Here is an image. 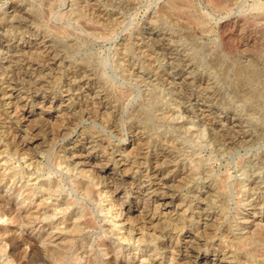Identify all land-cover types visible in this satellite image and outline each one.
<instances>
[{
    "label": "rangeland",
    "instance_id": "374dc122",
    "mask_svg": "<svg viewBox=\"0 0 264 264\" xmlns=\"http://www.w3.org/2000/svg\"><path fill=\"white\" fill-rule=\"evenodd\" d=\"M0 36V63L10 57L16 68H44L64 58L50 70L54 94L71 68L89 61L109 107L104 115L63 113L49 125L47 115L35 114L28 130L38 142L26 155L13 144L15 127L0 105V196L16 210L25 197L39 205L32 235L40 248L56 235L50 241L59 259L51 264H186L173 246L190 230L205 240L200 257L217 247L229 263L264 264L263 223H242L264 213V0H0ZM29 39L45 40L47 48L22 55L18 46ZM80 133L102 139L97 154L111 164L138 139L128 159L134 179L112 182L95 168L70 165L64 151ZM156 164L179 209L156 229L133 214L135 233L128 234L116 223L121 201L105 184L143 202L132 183L152 182ZM16 216L21 225L0 219V264L27 261L11 255L6 241L31 234L24 213Z\"/></svg>",
    "mask_w": 264,
    "mask_h": 264
},
{
    "label": "bare ground",
    "instance_id": "6f19581e",
    "mask_svg": "<svg viewBox=\"0 0 264 264\" xmlns=\"http://www.w3.org/2000/svg\"><path fill=\"white\" fill-rule=\"evenodd\" d=\"M16 14H19V13H15L14 15L12 14V16L14 17ZM22 17H23V15H22ZM25 19L28 20V18H25ZM26 27L28 28V26H26ZM11 32H12V30H11ZM0 38H1V36H0ZM21 39H25V38H21ZM46 43H47V41H45V40L39 41L37 39H32V40L29 39L23 43H20L17 51L19 53H21L22 55L28 54V53L31 54V52H33L34 50H39L42 47L47 48V46L45 45ZM7 44L3 45V47L7 48L8 47ZM14 44H15V42H14ZM51 50H52V48H51ZM41 51L42 50H40V52ZM7 54H8V51H7ZM30 54H28V55H30ZM41 54H42V52H41ZM57 55H59V54H57ZM3 56H4V54H3ZM4 58H5V56H4ZM37 58H39V57L37 56ZM9 59L10 60L5 59V61H3V62L1 61V63H0V105L5 106L6 113H7L8 117L11 119L12 127H13V125L15 127V135L13 136V138L11 137V139H13L12 141H13V144L16 145L15 147H17V151H21L23 154H26V155H31L29 152L34 150V148L36 147L35 144L38 142V138H37L36 134H33L34 129L32 128V129L28 130L29 129L28 123L31 121V119L33 118V116L35 114L38 116L43 115V114L47 115V122L49 125L50 122L57 121L63 113L67 114V117L69 119H71L72 116H74L77 113L81 114V116H91L90 114H91L92 110H93L94 114L100 113L102 115H104L105 113H107V111H109L108 105L106 103H104V101H105L104 100V98H105L104 97V91L99 89V86L97 85L98 82L96 81V78H95V70L90 66L89 61L84 62L85 65L83 67L77 66V67L71 68L70 72L67 73V76L65 78L66 80H65L64 88L59 93L54 94L53 93V87H52L53 77L51 76L50 70L52 67L54 68V67H57L58 65H60L63 62L64 58H57V57L51 58L50 61L47 63V67H44V68H42L40 65H38V63H33V62H31V63L26 62V63H24V65H22L21 68H19V66L16 68V67H13L11 65L13 58L11 59L9 57ZM25 59H23V60L25 61ZM33 61H34V59H33ZM84 61H86V60H84ZM16 63H17V61H16ZM44 63H46V62H44ZM13 65H14V63H13ZM99 77L100 76H98V78ZM183 79H184V77H183ZM184 80H186V79H184ZM170 83H171V81H170ZM56 84H58V83H56ZM106 96H107V94H106ZM83 104H85V108H83ZM201 109H202V107H201ZM186 112H187V110H186ZM5 119H6V117H5ZM69 119H67V120H69ZM102 120H104V119H102ZM71 121H73V120H71ZM7 135H8V132H7ZM84 135H82L81 133L79 135H74V139H73V142L71 143V146L69 148L65 149V151H64V157L66 156L69 159L70 165H72L75 169L79 168L81 170H83L85 167H89V168H93V169L95 168V169H97V173L99 174L98 177H100L101 179H104V180L113 179L112 182L113 181L124 182L126 180H130V179L133 180L134 179L132 177V171L133 170H131V168H128L129 167L128 166L129 165L128 159L131 156V154H133V151H135V149L137 148L135 146L136 145L135 142L138 139H136V141L131 140L128 143V146H126V148H121L120 150H118V152L115 156V160H114L113 164H111L109 162V160H104L103 156H99L97 154L96 149L99 146L103 147V145H104L102 139L94 138L93 136H87V135L84 136ZM3 143L4 142H2V144ZM126 149H127L128 153L124 152ZM35 150H34V152H35ZM136 151H138V150L136 149ZM161 154H162V152H161ZM133 156H134V154H133ZM36 157H37V155H36ZM160 157H161V159H164V155L160 156ZM33 158H35V155L33 156ZM155 161L156 162L158 161V157L155 159ZM242 166H244V165H242ZM182 171H183V169H182ZM3 174H5V173H3ZM150 174H151V176H153L152 178L154 180L153 181L151 180L152 182H149L148 184H143L142 182L136 183V182L132 181L133 182L132 187H134L136 189V191L141 196V198L143 197V199H144L143 202H140V201L132 202V201H130L128 199V197L125 195V193L122 192L123 190L119 187V185L117 186L116 183H115V185L110 184V186L107 183L105 184L106 187H108V188L113 187L111 198H114L116 200L121 201L120 207L116 208L115 209L116 211L114 210L115 218L117 219L116 223H117V225H120L121 228L124 229V231L128 232V234L130 233L132 235L135 233V231L132 229V227L129 226V221H130V218L133 214H137L138 216L142 215L144 223L149 225L150 228L155 227V229H156L157 224L164 223L166 221L169 222V220L171 221L172 216L175 215L179 209V206L174 205L175 196H174V193L170 192V187L168 186V182H169L168 176L166 177L162 174L160 167L157 166V164L154 165L150 169ZM250 176H251V174H250ZM101 184H103V183L101 182ZM1 187L2 186L0 185V188ZM2 196L3 195L0 196V205L1 204L3 205V207H0V219L3 216H7L8 219L10 220V222H16L18 225H21L20 220L18 219V216H16L19 214V211H21L24 213V216L26 219V221H25L26 230L31 231V234L26 233L25 235H21V236H18L17 234H12L10 237H8L6 239V241L9 243L10 248L9 247L8 248L11 251L10 252L11 255L14 256L15 253H17L19 255L24 254L26 259H27V261L25 263L23 262L24 264H36L37 261L40 262L41 264H51V261L52 262L57 261L59 259V251L56 247V244H54L50 241V239L54 238L56 235L53 234L52 236H50L49 242L46 244H43V248H40L37 244L38 235L36 237L34 235H32V232H34L36 230V224L38 223L39 205H38V207L32 206L33 203L27 202L28 198L25 197V199H23L22 203H20L21 206L19 207V209L16 210L13 206L10 205V198H6V197H2ZM136 198H137V196H136ZM199 198H201V197H199ZM151 206L153 207L152 210L150 208ZM257 215H258V212H257ZM200 216L206 217L205 221H213L214 219H212V218L215 217L213 214H206V213H202ZM256 216L255 215H254V217L251 216L252 218H248L246 216V217L242 218V223L244 225L251 224V223L252 224L256 223V224L262 225V223H263V225H264V213L262 215H258L257 217ZM195 219H197V217H195ZM207 225L208 224H206V226ZM149 226H147V227H149ZM160 227H163V226H160ZM14 229H16V228L14 227ZM185 234L186 235H184L182 237V242L174 245L173 250H175V254L177 253L178 258L186 260V264H232V263H229L227 261L228 257L226 256L227 255L226 252H222V251H220V249L219 250L216 249L217 247L211 248L209 253H206L203 257H200V251L205 246V240L200 238L197 233H195L194 231H191V230ZM133 236H135V235H133ZM24 246L27 247L26 252L21 251V250H23L22 248ZM4 251H5V246L1 245L0 246V252H4ZM39 251L41 252L42 255L38 256L39 258L35 257V255L37 254L36 252H39ZM38 255H39V253H38ZM36 258H38V259H36ZM20 263H22V262H20Z\"/></svg>",
    "mask_w": 264,
    "mask_h": 264
}]
</instances>
